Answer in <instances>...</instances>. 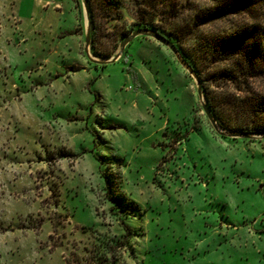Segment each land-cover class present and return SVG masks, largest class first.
<instances>
[{"label": "rangeland", "instance_id": "1", "mask_svg": "<svg viewBox=\"0 0 264 264\" xmlns=\"http://www.w3.org/2000/svg\"><path fill=\"white\" fill-rule=\"evenodd\" d=\"M121 1L87 56L84 0H0V264H264V139L217 134L196 81L149 37L107 63L140 30ZM220 68L198 86L234 117Z\"/></svg>", "mask_w": 264, "mask_h": 264}, {"label": "trees", "instance_id": "2", "mask_svg": "<svg viewBox=\"0 0 264 264\" xmlns=\"http://www.w3.org/2000/svg\"><path fill=\"white\" fill-rule=\"evenodd\" d=\"M84 1L93 39L103 18L122 16L121 0ZM129 1L133 3L127 7L134 20L132 28L151 30L174 45L201 85L205 68L221 65L210 78L227 82L238 94L228 102L234 117L221 112L224 100L219 101L201 87L205 105L220 128L232 133H264V94H255L251 87L253 80L264 78V0H157L156 6L147 4L152 7L150 12L142 8V0ZM185 10L193 12L187 27L168 29L166 22L177 20ZM202 28L209 30L205 33ZM188 38L198 40L191 53L181 49Z\"/></svg>", "mask_w": 264, "mask_h": 264}, {"label": "water", "instance_id": "3", "mask_svg": "<svg viewBox=\"0 0 264 264\" xmlns=\"http://www.w3.org/2000/svg\"><path fill=\"white\" fill-rule=\"evenodd\" d=\"M84 15H85V18H86V21H87L85 41H84V51L87 54V49H88V45H89V27H88V19H87V10H86V8H84ZM137 36L149 37V38L155 40L156 42L160 43L161 45L165 46L166 48H168L172 52L174 57L178 60L180 65L187 71V73H189L193 77V79L196 81L197 92H198V97H199V101H200V105H201L202 111L206 115L209 123L211 124L212 128L217 132V134H219L221 136L231 137V138H250L253 135H258L260 138L264 139V133H261V134H245V133L227 134V133L223 132L222 129L215 123V121H214L212 115L210 114L209 110L207 109L205 103H203V100L201 98V92H200V89H199V86H198V79H197L195 73L193 72L191 67L188 64H186V62L181 58V56H180L178 50L176 49V47L174 45H172L169 41H167L163 36H161L158 33H155L153 31L147 30V29L133 31L130 36H128V37H126V38H124L122 40V42L119 45V51H118L117 55L114 58H112L111 60L107 61V63L117 60L119 58V56L123 53L124 47L132 39H134ZM87 56H88V54H87Z\"/></svg>", "mask_w": 264, "mask_h": 264}]
</instances>
